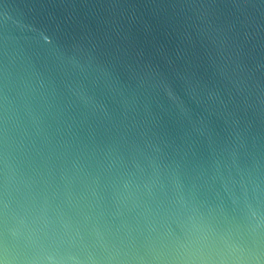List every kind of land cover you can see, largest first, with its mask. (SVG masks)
Here are the masks:
<instances>
[{"label": "water", "instance_id": "1", "mask_svg": "<svg viewBox=\"0 0 264 264\" xmlns=\"http://www.w3.org/2000/svg\"><path fill=\"white\" fill-rule=\"evenodd\" d=\"M0 264H264V0H0Z\"/></svg>", "mask_w": 264, "mask_h": 264}]
</instances>
